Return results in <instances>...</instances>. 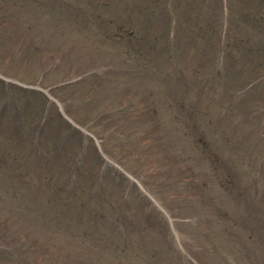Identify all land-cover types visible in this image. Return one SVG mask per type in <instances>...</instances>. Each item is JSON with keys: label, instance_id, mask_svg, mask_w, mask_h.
Masks as SVG:
<instances>
[{"label": "rangeland", "instance_id": "1", "mask_svg": "<svg viewBox=\"0 0 264 264\" xmlns=\"http://www.w3.org/2000/svg\"><path fill=\"white\" fill-rule=\"evenodd\" d=\"M59 1L0 0V81L20 88L15 95L8 88L2 98L8 127L4 133L1 124V142L12 163L15 148L31 145L33 152L23 156L38 181L28 193L17 180V163L11 172L0 169V264H264V69L254 80L263 50L245 56L240 46L239 60L223 71L210 28H195L193 36L182 29L170 42L159 19L143 28L145 2L132 0L133 11L110 0L99 9L103 17L138 25L128 35L144 50L135 57L125 42L103 41L101 33L64 16ZM239 2L264 10L263 0ZM251 29L257 39L244 20L236 32L251 37ZM107 67L100 80L77 91L59 86ZM248 78L247 90H236ZM43 94L58 108L71 100L97 125L101 139L87 126L77 128L101 153L99 176L111 180L108 164L123 169L169 226L117 185L110 193L104 180L78 186L84 180L78 169L95 167L92 145L75 156L78 138L67 132L58 155L48 150L46 136L61 135L53 107L48 131L37 130V142L29 144L30 112L42 105ZM15 103L22 109L21 139L12 126ZM191 112L204 127L201 140L188 133ZM65 158L78 162L75 170L59 166ZM51 175L66 184L64 196L72 201L65 207L51 199Z\"/></svg>", "mask_w": 264, "mask_h": 264}, {"label": "trees", "instance_id": "2", "mask_svg": "<svg viewBox=\"0 0 264 264\" xmlns=\"http://www.w3.org/2000/svg\"><path fill=\"white\" fill-rule=\"evenodd\" d=\"M71 1H74V0H71ZM75 1H77L78 6H75L73 7V9H71L69 13L70 16L72 17L73 15L74 18H76V16L74 15V12L82 10L80 8L84 7L83 11H85L86 13H84L83 22L85 23V21H88L89 25H95V26L97 25L98 26L97 28L99 30L102 29L104 31L103 33H106L107 37L111 36L112 39L122 40L125 34L134 32L135 27L138 26L135 19L129 20V18H125V19H121L122 21L120 22L117 19L110 20L108 17L99 16V13H100L99 9L101 8L103 10L104 6L107 5L110 2V0H75ZM126 1L120 0L122 5L127 4L129 10L134 11L135 3L132 1L128 2V0ZM140 1L145 2V4L147 5L146 7H144L145 11L154 9V11L148 12L146 19H144V22L142 25L143 28H150L149 25L156 16L155 10H158L161 15L158 18L156 17L155 19H159L163 25L162 31H161L162 34L167 33L169 35V31L170 30L173 31V27L171 26V15L169 13L170 11L167 9L166 3L173 6L176 3L174 2L175 0H140ZM217 2L219 4L220 11L226 13V15L223 16V19L226 22L225 28L223 30H220V28L218 27V30H217L218 35L220 34V45L224 48L226 64L228 63V58L230 59V61H232V53L230 50H235L239 48L240 46L243 48H246V47L252 48L255 45L256 50H259L263 46L262 50L264 54V40H261L260 38L255 39L256 33L253 31V29H251V33H252L251 37L247 33L245 35H241L236 32V29H238L239 21L244 20V22L246 24H249L250 26L252 23V25L254 26V28L257 30L258 33L260 32L259 30H261L262 28L260 36H264L263 5L262 6L259 5L257 7H254V5H251L250 7H246L244 3L237 2V0H217ZM183 4H184L182 7L183 17H181V23H179L180 24L179 32H181L182 29L190 30L192 32L191 35H193L195 28H200L203 24V21L205 22V21L212 20L215 17L214 15H216V11H211L212 8L210 6L206 5L207 7H205L203 3L197 2L196 0H184ZM237 4L241 5V9L236 8ZM70 5L72 6V4ZM94 10L96 12H92ZM250 12H252V14L248 15V13ZM79 14L81 15L82 13L79 11ZM126 16L129 17L128 14H126ZM100 17H103L104 21H101L100 19H98ZM89 18H90V21H89ZM217 19H218V15H216V20ZM195 22H196V25L194 26ZM219 26H220V23H219ZM126 38L128 39L127 50L131 54H134L135 57H138L144 53L143 47L141 45H135L130 40V37L126 36ZM146 62H147L146 60L143 61V63H146ZM259 64H256L254 67V71L257 72V74L254 75L255 77L253 76L254 80L257 78V76L260 75V72L263 71L262 69H264V60H260ZM182 110H185L187 112V110L184 108H182ZM74 115L77 118L78 116L80 118L79 114L77 115L74 114ZM194 116H195L194 112H191L189 115V118L192 120L191 121L192 128L190 129V133H191L192 138L201 139L202 135H199L198 133L200 129L204 127L198 122L193 120ZM14 132L17 138L18 137L21 138L22 132L18 130H14ZM54 141L56 143H53L51 146H46V148L50 150L51 152L55 151L56 144L57 142H59V139L57 138ZM24 149L25 147H23V150ZM15 150H17V148H15ZM8 151L10 152V148ZM0 153H1L0 168H6L8 171L11 172L14 168L15 163L19 165L24 164V161L17 160L15 163H12L11 160L9 161L8 159L9 157H2L3 154H2L1 149H0ZM71 163L72 161L70 162L68 158H65L63 160L61 159L58 160L59 166H61L65 171H69V170L71 171L73 169V166H71ZM73 170H75V168ZM80 170H81V173L79 175L82 176L80 178H84V180L80 179L78 181V178H75L73 180L71 176H69V178L72 179L73 180L72 182L74 183L78 181V186H81L82 184L89 185V183H91L92 181V176L88 175L85 169H80ZM16 171L20 173V179H17V180H19V182L22 183L23 186L25 187H27L28 185L30 187L33 181H37V176L35 174H32L31 176H29L25 172H22L21 168L20 170L17 169ZM50 180H51V186L53 185L52 190L57 191L61 194L60 187L63 186L65 182L54 178L53 175H51ZM36 188H38V186ZM45 190H46L45 181H43V196H44Z\"/></svg>", "mask_w": 264, "mask_h": 264}]
</instances>
